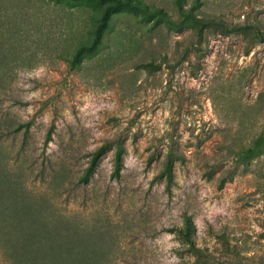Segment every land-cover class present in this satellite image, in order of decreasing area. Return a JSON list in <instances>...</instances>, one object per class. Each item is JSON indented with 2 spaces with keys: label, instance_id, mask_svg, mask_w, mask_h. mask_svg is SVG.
I'll return each mask as SVG.
<instances>
[{
  "label": "rangeland",
  "instance_id": "374dc122",
  "mask_svg": "<svg viewBox=\"0 0 264 264\" xmlns=\"http://www.w3.org/2000/svg\"><path fill=\"white\" fill-rule=\"evenodd\" d=\"M141 1L164 18L115 13L75 69L64 55L103 5H10L21 34L0 44V158L37 203L93 229L73 241L91 243L96 264L194 259L177 229L187 217L213 264H264V155L244 163L230 150L247 146L264 120V40L253 32H264V0ZM187 13L242 30L200 33ZM26 122L27 133L13 131ZM104 142L96 174L79 183ZM172 148L180 156L168 183L159 173ZM0 264H10L1 247Z\"/></svg>",
  "mask_w": 264,
  "mask_h": 264
},
{
  "label": "trees",
  "instance_id": "16d2710c",
  "mask_svg": "<svg viewBox=\"0 0 264 264\" xmlns=\"http://www.w3.org/2000/svg\"><path fill=\"white\" fill-rule=\"evenodd\" d=\"M55 5L74 8L82 5H103L101 10L91 15L93 27L89 28L85 37L77 42L71 53L64 57L70 67L78 68L86 56L95 53L103 43L106 32L110 26L113 15L123 9H133L155 18H164V11L158 8L150 9L141 0H45ZM25 3V0H0V44L12 43L17 40L21 30L16 28L10 15V5ZM184 22L192 25L201 33L206 28H220L224 32L239 31L240 26L229 27L224 21L214 18L198 17L192 13L185 15ZM250 30V29H248ZM254 36L264 40V32L254 29ZM146 64H152L146 63ZM258 130L247 146L235 149L231 146L233 155L241 162L249 163L264 155V120L256 123ZM30 123H19L13 128L18 133L24 128V133L29 131ZM244 127L239 124L238 129ZM238 131V130H237ZM48 138H51L48 135ZM109 143L104 142L97 147L89 159L88 165L79 176L78 182L85 185L96 174L103 155L109 148ZM125 148L117 144L114 152V171L116 177L121 175L124 166ZM180 155L172 148L167 153L160 177H166L168 183L174 178V160ZM22 175L12 171L4 158H0V247L10 264H96L98 254L89 242L84 246H77L73 241L78 231L93 232L87 225H80L70 216L52 210L49 206L37 203L35 196L27 190ZM195 256L194 259L182 260L168 264H213L212 257L207 250L193 241L191 233V220L186 219L183 228H177ZM94 246V245H93ZM96 246V245H95ZM94 260V262H93Z\"/></svg>",
  "mask_w": 264,
  "mask_h": 264
}]
</instances>
